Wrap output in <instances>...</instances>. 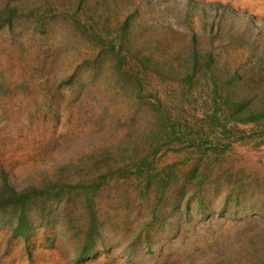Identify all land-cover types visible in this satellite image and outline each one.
Masks as SVG:
<instances>
[{
    "label": "rangeland",
    "instance_id": "obj_1",
    "mask_svg": "<svg viewBox=\"0 0 264 264\" xmlns=\"http://www.w3.org/2000/svg\"><path fill=\"white\" fill-rule=\"evenodd\" d=\"M0 16V191L32 230L0 208V264H75L93 219L80 264H264V0Z\"/></svg>",
    "mask_w": 264,
    "mask_h": 264
},
{
    "label": "trees",
    "instance_id": "obj_2",
    "mask_svg": "<svg viewBox=\"0 0 264 264\" xmlns=\"http://www.w3.org/2000/svg\"><path fill=\"white\" fill-rule=\"evenodd\" d=\"M8 10L5 9V12ZM1 17V16H0ZM8 22L11 23L12 17L9 16ZM36 195H42L43 192L41 190L35 191ZM28 192L25 190L18 191L15 188H11L7 185V189H2L0 191V208L3 207H16L17 214L14 219V224L12 226V230L14 234L20 235L25 239L30 238L31 236V228H30V219L28 218V203L29 197ZM86 240L84 244L82 243L80 250L78 251L75 264H80L85 262V260L92 256L94 246L96 245L95 237L98 235L96 220L93 219L92 223L88 226L86 230Z\"/></svg>",
    "mask_w": 264,
    "mask_h": 264
}]
</instances>
